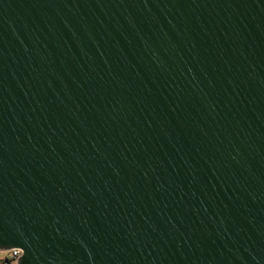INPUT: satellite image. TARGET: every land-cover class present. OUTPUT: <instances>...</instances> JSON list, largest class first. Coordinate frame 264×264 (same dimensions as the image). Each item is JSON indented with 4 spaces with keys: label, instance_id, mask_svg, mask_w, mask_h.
I'll use <instances>...</instances> for the list:
<instances>
[{
    "label": "water",
    "instance_id": "95a60500",
    "mask_svg": "<svg viewBox=\"0 0 264 264\" xmlns=\"http://www.w3.org/2000/svg\"><path fill=\"white\" fill-rule=\"evenodd\" d=\"M10 248L264 264V0H0Z\"/></svg>",
    "mask_w": 264,
    "mask_h": 264
},
{
    "label": "built area",
    "instance_id": "2783aa9c",
    "mask_svg": "<svg viewBox=\"0 0 264 264\" xmlns=\"http://www.w3.org/2000/svg\"><path fill=\"white\" fill-rule=\"evenodd\" d=\"M22 255L19 248H10L0 251V264H18V260Z\"/></svg>",
    "mask_w": 264,
    "mask_h": 264
}]
</instances>
